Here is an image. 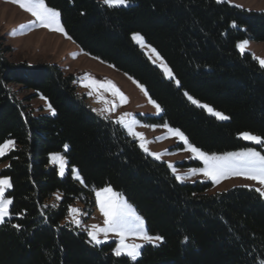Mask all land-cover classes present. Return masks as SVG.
Returning a JSON list of instances; mask_svg holds the SVG:
<instances>
[{"label": "trees", "instance_id": "trees-1", "mask_svg": "<svg viewBox=\"0 0 264 264\" xmlns=\"http://www.w3.org/2000/svg\"><path fill=\"white\" fill-rule=\"evenodd\" d=\"M129 1L45 3L60 12L63 29L82 50L145 87L162 110L152 120L179 128L195 147L237 150L249 145L239 136L245 131L264 139V68L236 48L243 38L264 41V12L217 0ZM132 32L155 48L179 83L150 62ZM6 50L0 46V144L11 138L15 145L0 158L12 201L0 223V264H264V197L255 189L212 193L210 183L178 181L117 122L91 109L74 75L53 63L10 62ZM12 84L43 97L53 113L33 112ZM185 93L228 119L207 114ZM55 151L66 159L63 175L49 164ZM105 184L127 198L148 233L162 237L144 244L135 261L64 221L74 200L88 204L90 188Z\"/></svg>", "mask_w": 264, "mask_h": 264}, {"label": "rangeland", "instance_id": "rangeland-1", "mask_svg": "<svg viewBox=\"0 0 264 264\" xmlns=\"http://www.w3.org/2000/svg\"><path fill=\"white\" fill-rule=\"evenodd\" d=\"M219 1H225L230 5L243 9L264 12V0ZM131 3V1L127 0L126 5L121 6H127ZM34 21L35 18L30 13L21 9L19 5L13 3L12 0H0V46L2 48H7L4 55L10 62L29 64L53 63L59 66L65 74L74 75L76 77L78 91L86 96V101L90 105L91 109L96 114L108 117L115 122L123 117L125 123L131 125L133 133L142 134L140 137L129 134L127 128L117 122L129 136L137 141L141 151L154 160L164 162L175 177L180 176L182 178L181 180H178L180 182L192 183L195 181H200L210 183L208 191L212 193L220 190H226L234 186H244L253 189L264 187L258 184L256 181L235 175L221 177L219 182L214 183L212 179L204 176L202 172L197 171L193 173L191 170L202 169L204 167L203 161L196 158L195 154L188 151V145H186L182 139L175 135V131L178 130L186 138L184 133L179 128L173 127L166 122L152 120V118H158L161 115V107L149 96L145 87L139 83L138 80H136L130 74L119 70L113 64L82 50V48H80V46H78L66 34L65 30L63 33L52 31L47 28L37 26ZM134 34H139V36L142 37V44L133 39ZM130 35L132 40L145 53L150 62L162 71L164 77L167 79H173L174 83H177V80H175L169 66L155 50V48L148 44L139 32H132ZM243 41H247V46L243 52H249L258 61V63L259 60H264V41H256L250 38L240 39L236 42V48L239 52L241 51L237 45ZM153 49L155 51H153ZM165 67L170 71L171 77L165 74ZM86 75L88 78L94 79L97 82H111V85H114V88L108 86L107 84H105L103 87H101L100 84L95 86H85L90 85V79H86ZM12 87L16 91V94L19 98L26 97L24 103L29 109H32L33 112L37 113L39 111H44L46 113H53L52 108H49V104L43 97L31 96L33 93L31 90L22 89L17 84H12ZM117 89L119 93L123 95V100L121 99L120 95L116 93L115 90ZM189 96V94L186 95L187 98ZM193 99L196 100L199 105H207L208 107L212 108L213 111L219 112L226 116L224 113L216 110L209 104L201 102L195 98ZM189 101L192 102L191 100ZM198 104L195 105L198 106ZM156 105L159 106V111L157 110ZM202 108L207 114L214 116L207 110V108ZM125 114L128 115L125 116ZM214 117L217 118L216 116ZM165 125H167V127H165ZM169 129H171L172 132H170ZM243 133L255 135L246 131L239 134L243 140L249 143V145L243 148L219 153L206 152L200 148L198 149L209 155H224L226 153L240 152L251 148L259 152L261 155H264V144H256L250 140L244 139L241 135ZM7 140L13 141L11 138H6L1 144H4V142ZM141 143L145 144L147 151L141 148ZM188 144L195 147L189 141ZM63 150H66V146L63 147ZM8 151H6V153ZM150 153L159 154V159L154 158V156ZM56 154L63 157V173H65L68 170V166L63 152H51L48 155L49 164L55 166L61 174L60 163L53 162L51 160V157ZM1 157L2 156H0V158ZM169 165H172V167H169ZM3 166L4 163L0 162V169ZM71 174L74 178L77 175L80 177L75 168H72ZM2 178L6 177L0 176V179ZM76 180L81 182V177L80 179ZM106 187H110L113 193L117 194V198L119 200H123L128 205H130L136 215L143 219V217L138 214L134 206L127 200V198L121 192L114 190L110 185L105 184L100 187H92L90 188V193L88 194L87 198L89 203L85 204L83 201L77 198L69 206L67 214L64 218V221L69 222L73 226L85 231L90 241L91 238L89 237L88 232L91 230V226L97 225L100 228L104 227V216L101 214L97 205L96 192ZM5 193L4 198L7 199L5 197ZM57 196H59L58 193L54 194L55 198H57ZM70 208L78 209L79 213L70 214ZM74 216L75 219L79 221V225L74 222ZM144 229L149 236H159L157 234H151L147 232L145 221ZM98 239H100L102 243L113 242V250L117 247V243L119 241V237L112 232L108 233L107 238H105L104 233H99ZM159 242L160 241L155 240L152 242H147L133 236H129L126 239V243L141 244L142 246L144 244H157Z\"/></svg>", "mask_w": 264, "mask_h": 264}, {"label": "snow or ice", "instance_id": "snow-or-ice-1", "mask_svg": "<svg viewBox=\"0 0 264 264\" xmlns=\"http://www.w3.org/2000/svg\"><path fill=\"white\" fill-rule=\"evenodd\" d=\"M13 3L19 5L21 9L27 11L35 18V23L37 26L47 28L52 31L64 32L63 27L60 24V12L48 7L45 3V0H12ZM219 2V0H218ZM104 3L109 7H118L121 5H126L127 0H104ZM133 39L139 43H143L142 37L139 34H134ZM247 46V41H243L237 45L240 51L243 53ZM153 51H155L153 49ZM261 67H264V60H259ZM165 74L171 77L170 71L165 67ZM86 79H90L85 77ZM179 83V82H177ZM100 84L103 87L105 84L114 88V85H111V82H97L94 79H90V85L85 86H95ZM118 95H120L123 100L124 97L119 93L118 89L115 90ZM91 94V93H89ZM187 95V93H185ZM189 100L192 101L193 104H198L196 100H194L191 96L188 97ZM154 103V102H153ZM200 107L207 108V110L216 116L218 119L224 120L228 119V117L222 115L219 112L213 111L212 108L207 105H199ZM51 106L49 105V108ZM157 110L159 111V106L156 105ZM128 114H125L127 116ZM122 124L127 130L129 134H133L137 137H140L142 134L133 133L132 127L130 124L125 123L124 118L122 117L117 121ZM167 127V125H165ZM172 132L171 129H169ZM175 135H177L180 139L184 141L186 145H188L187 150L195 154V157L202 160L204 167L202 169H193L191 170L193 173L202 172L204 176L212 179L213 182H219L221 177H228L230 175L240 176L245 179H250L256 181L258 184L264 186V155H261L259 152L254 149H246L240 152L234 153H226L224 155H209L200 149L191 146L188 144L187 139L180 133L178 130L175 131ZM242 137L246 140H250L256 144H264V139L259 136L251 135L248 133L241 134ZM15 145V142L12 140H7L4 144H0V156L6 154V151L11 150ZM141 148L147 151L144 143H141ZM67 147V146H66ZM154 156V158L159 159V154L150 153ZM53 162H59L61 165V175H63V157L58 154L53 155L51 157ZM172 167V165H169ZM75 171V170H74ZM76 179H80L77 175ZM177 180H181L180 176L176 177ZM11 187V183L8 178L0 179V223L5 221V217L9 215V205L12 203L10 199L4 198L5 190ZM261 197H264V187L256 188ZM60 197L57 196V199ZM97 205L101 214L104 216V227L100 228L97 225H92L91 230L88 232L91 241L96 245L102 243L100 239H98L99 233H104L105 238L109 232L114 233L119 237V241L117 243V247L113 250V254L117 257L123 255H127L131 260L135 261L140 255L142 248L141 244H129L126 243V239L129 236L136 237L138 239H142L147 242L160 241L162 237L149 236L144 229V221L143 219L136 215V213L132 210L131 206L128 205L123 200H119L117 198V194L113 193L110 187H106L96 192ZM70 214H78L79 210L75 208L69 209ZM74 222L79 225V221L75 219ZM13 227L19 228V225H13Z\"/></svg>", "mask_w": 264, "mask_h": 264}]
</instances>
